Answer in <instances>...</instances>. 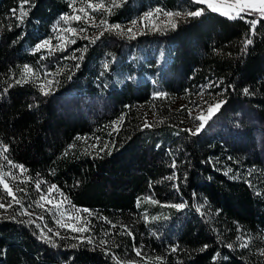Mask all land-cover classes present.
<instances>
[{"label":"trees","instance_id":"obj_1","mask_svg":"<svg viewBox=\"0 0 264 264\" xmlns=\"http://www.w3.org/2000/svg\"><path fill=\"white\" fill-rule=\"evenodd\" d=\"M74 1L29 0L21 21V0H0V174H19L11 188L23 205L0 214V264H264V17L190 0H111L110 22L154 6L182 15L160 31L83 39L69 64L35 43ZM207 80L225 103L197 135L172 119L139 121V103ZM50 189L63 209L84 212L86 231H43L23 214L48 220L52 208L37 203ZM9 201L0 184V203Z\"/></svg>","mask_w":264,"mask_h":264},{"label":"rangeland","instance_id":"obj_2","mask_svg":"<svg viewBox=\"0 0 264 264\" xmlns=\"http://www.w3.org/2000/svg\"><path fill=\"white\" fill-rule=\"evenodd\" d=\"M205 2L212 4L218 11L231 17L237 16V13L242 11H248L249 9L241 11L244 4H253L255 8L259 7L258 0H241L240 3H237V0H205ZM111 3V0H75L72 3L71 11L63 13L59 19L50 24L48 31L43 29L38 31L39 37L35 43V47L44 40H49L50 45L41 48L44 53L52 55L53 53L58 54V52H63L64 54L59 56V58H67L70 64L72 61L76 62L78 59V54L82 49V44H80L81 40L97 36L105 30L106 26L100 24L101 20H105L107 26L115 24L121 26V29H112L111 31L126 36H133V33L135 35L144 31H160L171 26L169 21H175L177 17L175 15L171 17L166 16L164 13L174 12L165 10L159 6H154L130 20L124 22H110L108 20V13L111 10ZM89 4L93 7H89ZM99 4H103L104 7H98ZM81 9H83V11H81ZM157 9L160 11L157 12ZM149 13H151V15H149ZM15 14L16 18H18V8H16ZM64 16L69 17L67 22L62 19ZM75 17H80V19H75ZM133 22H135V24H133ZM129 28H132V33L127 31ZM69 29L75 30V34L69 31ZM81 29H86V31H81ZM42 85L49 87L51 83L50 81L44 80ZM162 96L166 97L160 100V103L150 100L141 102L137 105L138 118L143 125H145L146 122L150 126L157 125L165 119H172L187 130H195L201 123L196 117L206 112L209 104L223 100L218 82L215 80H207L202 84H198L195 90L191 92L165 94ZM163 106L166 107L165 110L162 109ZM12 174L15 178H19V174ZM8 178L11 179L8 180ZM4 179L10 187L15 184V179H13L12 176H7V178ZM43 196L45 199L41 200V197H39L37 206L42 205L40 208H52L48 211V220H46L39 211L27 208L22 210L23 213H30V215L26 214V216L35 224L39 225L40 229L57 234L58 229L54 226H65L64 228H71L72 230L73 228L79 229L82 227L83 220L85 221L84 212L80 211L79 208L63 209L62 203L64 198L57 190L52 189L51 191H46ZM5 205V208H0L2 212L0 214L7 213L8 204ZM37 216L39 219H37ZM49 222H53L55 225L53 223H51L53 225H50ZM77 232L79 231H74L73 234H77Z\"/></svg>","mask_w":264,"mask_h":264},{"label":"snow or ice","instance_id":"obj_3","mask_svg":"<svg viewBox=\"0 0 264 264\" xmlns=\"http://www.w3.org/2000/svg\"><path fill=\"white\" fill-rule=\"evenodd\" d=\"M28 2H29V0H21V8L19 10V16H18V19H20L21 21H22L23 17L26 15V12L23 11V4H26ZM203 2H205V0H190V3H196V4L203 3ZM240 2H241V0H237V3H240ZM258 3H259V7L258 8H255V5H253V4H244L243 7L241 8V11L244 10V9H253V8H255V10L257 12H259V14L262 17H264V0H258ZM89 7H93V6L91 4H89ZM98 7L103 8L104 5L103 4H99ZM208 7L211 8L212 11H216L217 10L216 7H214L212 4H209ZM81 11H83V9H81ZM156 11L159 12L160 10L157 9ZM204 11H207V9L206 8H203V9H194L192 11H189V12L185 13L184 15L190 16V17L191 16H200L202 14V12H204ZM149 15H151V13H149ZM164 15L169 16V17L175 15V16L179 17L181 15V13H179V12H177V13H164ZM237 15H239V13H237ZM62 19L65 22H67L69 20V17L68 16H64V17H62ZM75 19H80V17H75ZM169 22L171 23L172 27H175L176 26L174 21H171L170 20ZM257 22L258 21H255L254 20L251 23L254 26ZM100 24L106 26L105 27V30L106 31L107 30H112V29H121V26L119 24L107 26V22L105 20H101L100 21ZM133 24H135V22H133ZM69 31H72L73 34H75V30L69 29ZM81 31H86V29H81ZM127 31L129 33H132L133 32L132 28H129ZM253 34H254L253 30L250 29L249 37H251V35H253ZM100 35H103V32H101ZM133 36H134V33H133ZM96 38L98 39L99 37H96ZM94 42H95V40L92 41V43H94ZM251 43H252L251 38H248L246 40V42H245V47H247V45L248 44H251ZM48 45H50L49 40H44L42 43L38 44L36 46V48H37V50H39V49L44 48L45 46H48ZM106 66L107 65H105V67ZM24 72L26 74L27 73H31L32 72V69L30 67H28V66H25ZM20 82L21 81H17V83H20ZM42 91H43V89H42ZM43 94L44 95H47L48 93H47V91H44ZM244 94H248V89H244ZM160 95H163V94H160ZM223 103H225V101L220 100V101H216L215 103L209 104L208 107H207L206 112H204L200 116H197L196 117V119L199 120V121H201V123L196 127L195 130H191V129L188 130L190 132V134L191 135H197L199 133V131L203 129V127L205 126L207 120L210 119L217 111H219V109L222 107ZM144 126L145 127H149L150 125H148L147 122H146ZM77 139H80V137H77ZM105 147H107V146H105ZM3 151L4 152H7V148L5 147L3 149ZM101 151H104V149L102 148ZM4 159L7 160L9 164H12V162L10 160H8V157L7 156H5ZM12 167L19 168V170H20L21 173H23L25 171V169L23 168V166L12 165ZM172 167H175V163L174 162H173ZM5 176H12L13 179H15V176L12 173H3V174H0V184L3 185V188L7 192V194L9 196H12V201H9L8 202V206H11V203L13 201H15L16 204H19L21 206V208H23V205L21 204V201L15 197V195L13 194L12 188L9 186V184L7 182H5V179H4ZM173 178L174 177H169V179H173ZM54 187L55 186H53V188ZM37 189L39 190V184H37ZM51 190L52 189H50V191ZM44 199H45V197L44 196H41V200H44ZM49 203H50V201H49ZM38 206H41L42 207V205H38ZM172 206L179 209V208H183L184 207V204H178V205H172ZM5 207H6L5 204L0 203V208H5ZM84 211H88V210L85 209ZM23 214H29L30 215V213H23ZM73 230L74 231H86L87 229L82 227V228H79V229L73 228ZM241 240H242V242L240 244V247H242V248L248 247V241L247 240H243V238H241ZM88 243H92V240L89 239L88 240ZM74 247H75V245H74ZM206 247H207V245H205V248ZM228 247L231 248L232 245H228ZM172 250L173 251H176V248L173 247ZM140 254L141 253L139 251H137V255H140ZM260 254L261 255H264V251H262ZM216 255L218 256L219 253H217Z\"/></svg>","mask_w":264,"mask_h":264}]
</instances>
